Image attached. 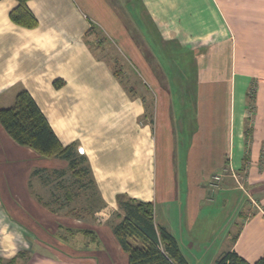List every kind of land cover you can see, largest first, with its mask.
<instances>
[{
    "label": "crops",
    "instance_id": "obj_1",
    "mask_svg": "<svg viewBox=\"0 0 264 264\" xmlns=\"http://www.w3.org/2000/svg\"><path fill=\"white\" fill-rule=\"evenodd\" d=\"M17 4L0 0V107L29 90L60 140L88 157L98 207L118 211L121 194L153 202L188 264L264 256V0H29L33 28L10 19ZM100 32L128 50L138 84L116 75L105 44L96 50ZM156 50L178 54L174 82L196 74L191 107L171 98ZM32 152L0 124V260L128 264L112 227L66 234L37 222L56 213L32 194L42 184L24 163Z\"/></svg>",
    "mask_w": 264,
    "mask_h": 264
},
{
    "label": "trees",
    "instance_id": "obj_2",
    "mask_svg": "<svg viewBox=\"0 0 264 264\" xmlns=\"http://www.w3.org/2000/svg\"><path fill=\"white\" fill-rule=\"evenodd\" d=\"M17 1V6L10 11V19L21 26L36 27L38 18L29 6V0ZM95 42L98 45L99 42L103 43V39L100 38ZM115 73L119 74L117 69H115ZM0 124L18 145L30 148L45 157H58L67 160L68 167L76 178L83 180L88 177V181H83L82 185L87 188H90L89 186L95 188V193L88 197L93 199L98 195L88 157L79 152L76 142L65 144L60 140L29 90L21 88L16 93L11 106L0 107ZM50 172L49 168L36 167L31 174L50 185L46 175ZM52 187L53 185H50V188ZM55 187L58 188L57 191H54ZM54 188L50 201H42L41 198L40 200L51 211L57 213L62 208L61 201L69 205L75 198L70 188L62 182L54 185ZM60 191L63 192L64 200H61L62 194L58 193ZM58 195H60L59 198ZM117 202L120 211L114 214L120 220L113 223L112 229L129 255L128 264H188L177 239L165 227L156 224L153 202L139 200L126 194L119 195ZM91 203L93 205L95 202ZM53 204H57L58 207H52ZM88 204L82 209L93 213L94 207ZM68 229L74 231L72 228ZM78 230L88 233L95 232L89 227ZM236 237L234 236V238ZM0 264L14 263L13 261L0 260ZM215 264H264V256L255 262H250L235 250H229L220 255Z\"/></svg>",
    "mask_w": 264,
    "mask_h": 264
},
{
    "label": "rangeland",
    "instance_id": "obj_3",
    "mask_svg": "<svg viewBox=\"0 0 264 264\" xmlns=\"http://www.w3.org/2000/svg\"><path fill=\"white\" fill-rule=\"evenodd\" d=\"M100 38H104L103 35L99 34ZM96 43V42H95ZM104 47L108 49L107 54L112 55V61H114V67L115 69L118 70V72L122 73L121 79L124 81L125 85L127 86L128 83L132 84H138L139 83V78L136 77L137 79L133 78V81L131 80L129 74L131 72V67L132 65L130 64V61L127 60L129 59V54L128 50H123L125 49L123 46V49L118 46H114V44H111L110 42H105ZM169 49L175 51L173 46H168ZM96 50L100 51L98 48V45H95ZM157 49V48H156ZM169 50V58L167 55L161 54L160 51H155L154 53L156 56L159 58V61L161 64L165 66L168 70L166 71L169 74V80H170V87L171 89H174L173 96L171 97L173 100L177 101H184L186 102L187 107H191L195 99V93L193 92V88H195V85H197V76L194 74L193 71L190 69L187 72V77L183 82H174L175 75L177 73V67H178V61L176 59H173V57L176 55L178 57V54H175L174 51ZM149 56V55H148ZM151 59V60H150ZM148 59L150 62L155 61L154 67H158V69H154L156 75L160 77V79L163 80V86H166L164 81L168 80L165 76L164 73H162V68L159 65V63L154 60L153 58ZM193 66V64H192ZM134 70V67L132 68ZM138 73V72H137ZM161 75L163 76L161 78ZM130 83V84H131ZM129 84V85H130ZM183 84V85H182ZM186 86V88L184 87ZM132 86V85H131ZM128 87V86H127ZM185 89L186 92L184 94L179 93V89ZM150 94V93H149ZM148 94V95H149ZM154 98V97H153ZM170 99V97L168 98ZM182 99V100H181ZM189 113V117L192 118L194 117L193 109L189 108L186 110ZM29 156V155H28ZM58 158V157H57ZM27 160L24 161V163L28 164H33L34 166L37 167H45L51 169V172L46 174L47 178H49L50 185H53L52 188H50V185L46 184L44 181H42L40 186H38L37 189L33 188L32 194L35 197H39L42 199V201H50L52 198L51 192L53 191L54 185H56L59 182H62L63 184H66L68 188L73 193V197L75 200L67 205V203H64L61 201L62 208L60 211L56 213V218L47 217V215H44L42 218H40L39 222L41 225L42 224H50L52 229L55 232H63L67 234V232H71L68 228H72L73 230L76 229H82V228H92L95 232H97V227H102L104 224V228H110L112 227L113 223L118 222L120 219L114 214L115 212L120 211H115L112 213L106 206L104 208L98 207L97 202H99V197L94 196L93 199H90L88 196H91V194L95 193V188L92 186H89L90 188H87L86 186L84 187L83 185L81 186L82 182L88 181V177L84 178L83 180H79L76 178L68 165L66 163H57L56 166H53L55 161H51L53 157L47 158L45 156L40 155L39 153L33 151L30 153V156L26 158ZM23 163V162H21ZM20 164V163H19ZM55 170V171H54ZM44 183V184H43ZM40 187V188H39ZM58 188H54V191H57ZM58 193H61L62 195H58L61 197V200H64L63 192L60 191ZM54 197V196H53ZM94 201L95 204L92 205L90 202ZM60 203V202H59ZM90 204L91 207H95L97 209L98 207V213H92L88 212L87 210L82 209L83 207H86L87 204ZM43 204V203H42ZM88 204V205H89ZM44 205V204H43ZM45 206V205H44ZM58 207L57 204H53L52 207ZM49 209V208H48ZM97 217V219H96ZM54 218V219H53ZM52 220V221H51ZM56 220V221H55ZM104 223H102L103 221ZM219 220L221 221V217H219ZM102 221V222H100ZM31 223V222H30ZM36 223V222H32ZM38 224V223H37ZM59 225V226H58ZM41 228V227H40Z\"/></svg>",
    "mask_w": 264,
    "mask_h": 264
},
{
    "label": "built area",
    "instance_id": "obj_4",
    "mask_svg": "<svg viewBox=\"0 0 264 264\" xmlns=\"http://www.w3.org/2000/svg\"><path fill=\"white\" fill-rule=\"evenodd\" d=\"M80 152V150H79ZM82 154V152H80ZM214 179L217 180V181H220L221 180V175H215L214 176Z\"/></svg>",
    "mask_w": 264,
    "mask_h": 264
}]
</instances>
